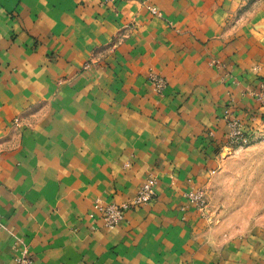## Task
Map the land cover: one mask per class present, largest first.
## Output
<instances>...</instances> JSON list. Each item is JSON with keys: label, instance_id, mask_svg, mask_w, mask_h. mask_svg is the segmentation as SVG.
<instances>
[{"label": "crops", "instance_id": "crops-1", "mask_svg": "<svg viewBox=\"0 0 264 264\" xmlns=\"http://www.w3.org/2000/svg\"><path fill=\"white\" fill-rule=\"evenodd\" d=\"M200 1L152 0V22L183 34L146 56L128 41L114 77L111 55L110 66L83 67L138 0H115L117 12L106 0H0V264H17L24 246L33 264H264V230L230 238L187 199L227 145L223 106L264 126L252 95L264 35L232 36L233 0ZM152 61L169 81L159 105L141 75ZM127 68L136 74L123 78ZM150 177L156 197L120 226L90 218L95 199L129 202Z\"/></svg>", "mask_w": 264, "mask_h": 264}, {"label": "rangeland", "instance_id": "rangeland-1", "mask_svg": "<svg viewBox=\"0 0 264 264\" xmlns=\"http://www.w3.org/2000/svg\"><path fill=\"white\" fill-rule=\"evenodd\" d=\"M138 1V6L141 7H139V12L132 15L112 41L101 46V49L92 51L91 57L83 67L84 71L94 72L105 68L104 65L110 66V63H107V58L111 55L119 65L114 68L110 67L114 72L112 75L117 76V71L120 70L118 68L123 66L121 64L123 57L126 58L123 46L127 47L128 41H132L131 45L137 51L136 56L138 54L147 55L146 45H150L152 48L165 46L171 49L173 47V41L178 35L183 34L181 25L176 24L175 21L165 20V27L160 29L161 22L153 23L146 12L148 10L152 13V9L155 8L151 6L152 0ZM196 1L200 6L201 1ZM232 2L235 3V11L229 14L231 16L227 22L232 36H236L239 31L243 30L242 33L248 32L253 37L262 38L261 36L264 35V0H233ZM106 4H114V2L106 1ZM115 4L110 7L117 12ZM156 10L158 15L155 16L160 17L161 12ZM132 54L129 53L130 56ZM105 62L106 64H104ZM156 64L152 61L146 69H143L141 75L144 77L145 85L156 98L155 103L157 102L156 104L159 105L166 96L165 92L169 81L159 71ZM132 65L137 66L136 63ZM217 65L219 66L217 63H212L209 66ZM127 74L133 76L136 73L132 74L127 68L123 78H127ZM259 77L261 80L264 79L261 75ZM159 83L162 88H159ZM232 115L229 106H223L217 117L226 121L228 116ZM21 124L20 118L13 121V125L16 127H20ZM258 128L246 142L235 146L226 145L224 150L218 152L219 163L216 172L209 178V184L203 188L212 212V219L206 220V222L211 227L220 229L224 235H228L230 238L248 236L254 229L264 230V126ZM96 200L98 199H95L94 202Z\"/></svg>", "mask_w": 264, "mask_h": 264}, {"label": "built area", "instance_id": "built-area-1", "mask_svg": "<svg viewBox=\"0 0 264 264\" xmlns=\"http://www.w3.org/2000/svg\"><path fill=\"white\" fill-rule=\"evenodd\" d=\"M112 1L115 0H106ZM154 15H158L157 10L152 9ZM159 88H162L159 83ZM253 98L261 105L264 106V82L260 85L259 89L253 94ZM227 122V145L235 146L241 142H246L248 137L255 131V129L247 128V126L239 119L232 116H228ZM157 180L155 178H148L138 190L137 195L129 202L117 204V203H105L102 200H96L93 202L92 213L90 218L99 219L102 225L113 230L126 221V212L132 210L135 207L144 206L153 201L156 197ZM189 204L197 210L201 217L207 221L212 219V212L207 202V195L203 189L191 190L187 194ZM17 264H33V259L30 255L28 246H24L16 258Z\"/></svg>", "mask_w": 264, "mask_h": 264}]
</instances>
